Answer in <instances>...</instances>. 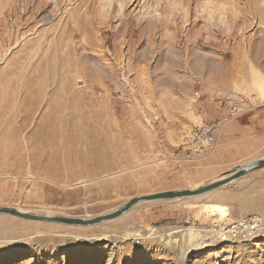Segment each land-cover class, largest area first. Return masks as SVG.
Masks as SVG:
<instances>
[{
    "label": "rangeland",
    "instance_id": "1",
    "mask_svg": "<svg viewBox=\"0 0 264 264\" xmlns=\"http://www.w3.org/2000/svg\"><path fill=\"white\" fill-rule=\"evenodd\" d=\"M217 3L225 22L202 0H0V207L92 218L264 156L191 144L262 99L264 0ZM0 264H264V168L92 226L0 214Z\"/></svg>",
    "mask_w": 264,
    "mask_h": 264
},
{
    "label": "crops",
    "instance_id": "2",
    "mask_svg": "<svg viewBox=\"0 0 264 264\" xmlns=\"http://www.w3.org/2000/svg\"><path fill=\"white\" fill-rule=\"evenodd\" d=\"M244 86L250 87L247 84L241 88ZM260 103L234 119L228 117L225 108L218 110L215 118L221 123L216 148L205 158L209 164L236 166L238 162L256 158L259 152L264 151V103Z\"/></svg>",
    "mask_w": 264,
    "mask_h": 264
},
{
    "label": "water",
    "instance_id": "3",
    "mask_svg": "<svg viewBox=\"0 0 264 264\" xmlns=\"http://www.w3.org/2000/svg\"><path fill=\"white\" fill-rule=\"evenodd\" d=\"M262 168H264V156L246 162L241 166L233 167L227 172L218 176L217 178L210 180L207 183L199 185L195 188L164 191V192H159L144 196H137L131 198L130 200H128L127 202H125L124 204H122L121 206H119L118 208L114 209L111 212L98 215L92 218H74V217H66V216H56L51 214H33L28 212H22L14 208H8V207H0V214L17 217L24 220L45 221V222L60 223L70 226H78V227L92 226V225L100 224L102 222L119 218L124 213L130 211L132 208H134L136 205L142 202L196 197L220 189L230 184L234 180L244 176L246 173Z\"/></svg>",
    "mask_w": 264,
    "mask_h": 264
},
{
    "label": "built area",
    "instance_id": "4",
    "mask_svg": "<svg viewBox=\"0 0 264 264\" xmlns=\"http://www.w3.org/2000/svg\"><path fill=\"white\" fill-rule=\"evenodd\" d=\"M225 109L230 119L237 118L239 115L254 109L258 104L253 100V95L249 100L238 101L233 98H228L224 101ZM221 121L208 122L202 124L196 131L193 132L191 144L195 150L208 148L211 149L216 145L217 137L220 129Z\"/></svg>",
    "mask_w": 264,
    "mask_h": 264
},
{
    "label": "bare ground",
    "instance_id": "5",
    "mask_svg": "<svg viewBox=\"0 0 264 264\" xmlns=\"http://www.w3.org/2000/svg\"><path fill=\"white\" fill-rule=\"evenodd\" d=\"M172 3V2H171ZM238 10V9H237ZM224 11V10H223ZM218 13V12H217ZM222 13H224V12H222ZM161 17L160 16V14L159 15H157V17ZM157 17H155V19L157 18ZM158 17V18H159ZM211 17V16H210ZM219 21H224L223 20V16H222V14H221V12L219 13ZM225 22V21H224ZM255 75H257L258 76V82L257 83H255V88H256V90H257V92H258V94L260 95V98H262L261 99V102L262 103H264V76H262V75H259V74H257V71H255L253 68H252V70H251ZM236 92V91H235ZM237 92H239V90L237 91ZM193 188H195V187H193ZM179 200V199H178ZM211 206H213V205H211ZM215 207V206H214ZM219 207V206H218ZM220 210H221V213L223 214V213H225V209H223L222 207H220ZM229 223V222H228ZM227 223V224H228ZM183 230V229H182ZM181 230V231H182ZM173 231V230H172ZM184 231V230H183ZM170 232L171 231H166V232H163V234H161L160 236H163V235H165V234H170ZM179 232V231H178ZM188 232V231H187ZM190 232V231H189ZM201 232H204V230H201ZM175 233H176V230H175ZM179 251V250H178Z\"/></svg>",
    "mask_w": 264,
    "mask_h": 264
},
{
    "label": "clouds",
    "instance_id": "6",
    "mask_svg": "<svg viewBox=\"0 0 264 264\" xmlns=\"http://www.w3.org/2000/svg\"><path fill=\"white\" fill-rule=\"evenodd\" d=\"M226 5L217 3V0H202L201 11L204 14L211 15L217 11L223 12Z\"/></svg>",
    "mask_w": 264,
    "mask_h": 264
}]
</instances>
